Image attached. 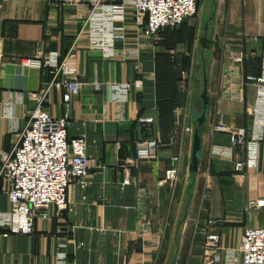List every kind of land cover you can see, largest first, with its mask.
<instances>
[{"label": "crops", "instance_id": "obj_1", "mask_svg": "<svg viewBox=\"0 0 264 264\" xmlns=\"http://www.w3.org/2000/svg\"><path fill=\"white\" fill-rule=\"evenodd\" d=\"M87 13L88 0L61 9L50 8L49 0H0V155L12 150L35 106L27 99L17 103V93L36 92L48 79L20 61L64 55ZM116 25L124 34L115 45L117 57L90 50L81 33L66 63L80 92L65 107L61 90L53 88L44 103L50 115L70 123L68 138L87 135L88 184L70 185L68 209L42 210L31 235L0 227V264H61L60 254L64 264H240L243 231L264 229V121L257 163L241 173L234 163L246 160V147L211 127L222 122L247 132L254 128L250 109L259 90L245 78L264 74V0H199L194 18L155 37L140 34L131 8ZM202 38L213 43L209 49L201 48ZM203 70L209 107L198 168L191 172V108ZM169 78L176 80L174 99ZM8 99L12 114L6 117ZM169 102L175 106L167 109ZM145 117L152 118L150 126L138 122ZM147 137L159 143L157 158L132 168L131 184L122 187L123 161ZM215 147L231 149V155ZM173 168L175 181H166ZM2 188L0 181V214L10 209ZM250 202L260 204L248 207ZM209 236L218 238L216 247Z\"/></svg>", "mask_w": 264, "mask_h": 264}, {"label": "built area", "instance_id": "obj_2", "mask_svg": "<svg viewBox=\"0 0 264 264\" xmlns=\"http://www.w3.org/2000/svg\"><path fill=\"white\" fill-rule=\"evenodd\" d=\"M199 0H124L120 4H107L105 0H88V13L75 41L68 51L61 55L50 52L35 59H24L20 64L34 67L48 76L38 91L17 93V103L27 99L35 103L27 112L25 124L18 131L17 141L9 153L0 155L1 189L7 195L10 209L0 214V227L14 234L31 235L34 220L47 207L56 210L68 209L67 190L72 184L85 189L88 181L89 157L87 155V135L81 133L76 138H68L70 123L66 118L53 117L44 109V103L53 88L61 90L62 104L67 107L72 97L81 90L77 77L66 73V63L74 58V46L81 33L87 34L88 48L99 52L103 58L117 57L116 42L123 39V27L116 25V18L125 14L127 8L133 11L135 23L141 28L143 37H155L166 28L174 29L194 18L198 12ZM77 0H49V7L61 9L74 5ZM246 82L259 90L257 103L251 107L254 128L247 132L244 128H234L218 122L212 125L213 133L228 134L234 146L246 147V160L235 161L236 173L246 166L257 163L259 144L263 139L264 121V74L260 77L247 76ZM139 82L127 84L129 90L138 87ZM10 98V97H9ZM6 117L12 114V104L8 99L4 108ZM143 126H150L152 118H139ZM159 143L151 137L140 141L134 156L124 159L121 166L124 179L122 187L131 184L130 171L141 162L157 158ZM214 152L231 155V149L215 147ZM175 168L165 173V180L174 182ZM260 204V203H259ZM253 202L248 207L258 206ZM210 246L216 247L218 238L209 236ZM81 245H78L80 248ZM64 247V246H63ZM240 264H264V229L247 228L243 231L238 249ZM59 263H65V255L58 256Z\"/></svg>", "mask_w": 264, "mask_h": 264}, {"label": "water", "instance_id": "obj_3", "mask_svg": "<svg viewBox=\"0 0 264 264\" xmlns=\"http://www.w3.org/2000/svg\"><path fill=\"white\" fill-rule=\"evenodd\" d=\"M199 44L202 49H209L213 44L210 41H207L206 38H202L199 41ZM202 92L199 95V99L195 105L192 106V122L196 125V129L193 132L192 136V150H191V161L189 169L191 172H196L199 164V153H200V142L201 136L206 130V121L205 114L209 107V95L207 89V78L206 73L203 70L202 73Z\"/></svg>", "mask_w": 264, "mask_h": 264}, {"label": "trees", "instance_id": "obj_4", "mask_svg": "<svg viewBox=\"0 0 264 264\" xmlns=\"http://www.w3.org/2000/svg\"><path fill=\"white\" fill-rule=\"evenodd\" d=\"M180 27V26H179ZM179 27H177V28H179ZM177 28H174V29H177ZM167 29V28H166ZM165 30V29H164ZM163 30V31H164ZM162 32V31H161ZM174 82H176V80L174 79V78H169L168 79V93H169V97H170V99H174V91H171L172 90V86H173V83ZM173 106H175L174 105V102L172 103V102H169V103H166L165 104V107L167 108V109H170V108H172Z\"/></svg>", "mask_w": 264, "mask_h": 264}, {"label": "rangeland", "instance_id": "obj_5", "mask_svg": "<svg viewBox=\"0 0 264 264\" xmlns=\"http://www.w3.org/2000/svg\"><path fill=\"white\" fill-rule=\"evenodd\" d=\"M196 83H197L196 86H195L196 95L197 94H201L202 88H203L202 87V75H201V73H200V75L197 76ZM191 113H192V108H191Z\"/></svg>", "mask_w": 264, "mask_h": 264}]
</instances>
